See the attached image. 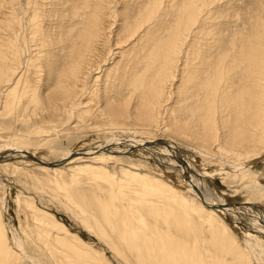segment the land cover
Segmentation results:
<instances>
[{
  "label": "rangeland",
  "instance_id": "obj_1",
  "mask_svg": "<svg viewBox=\"0 0 264 264\" xmlns=\"http://www.w3.org/2000/svg\"><path fill=\"white\" fill-rule=\"evenodd\" d=\"M72 2L77 3L73 5ZM78 5L80 9L77 8ZM74 9L78 10L76 17L74 16L76 12L71 15ZM69 16L70 21L78 22V25L71 23ZM28 20L31 21L27 22ZM95 21L94 24L97 27L93 30L92 53L89 52L91 54L89 56L86 51L85 61L83 65L81 64L82 72H86L80 83L84 86L78 84L81 88L78 87L76 90L80 95L77 94L78 97L75 98L79 106L78 112L82 111V114L76 112L72 115L68 106H62L64 102L59 100L60 91L56 89L64 84L62 72L66 69L67 61L71 62V59L79 52L80 42H76L78 38L76 39L71 30L83 33V29L87 28L86 25ZM71 24L74 26H70ZM69 26L72 29H69ZM70 35L71 38H69ZM15 36L19 39H15ZM66 37L71 40L67 42ZM0 42V46H9L8 53H5V50L2 51L0 47V56L7 58L3 64H7L8 59H11V62L14 61L9 65L13 67L14 74L16 73L12 80H16L26 67L25 73L29 86L43 104L38 107L34 105L26 107V101L22 99L19 103L13 104V107L11 106L13 109L10 107L11 110L8 108L7 112L3 111L2 105L5 106L3 103L5 100L7 102L5 96L10 86L6 87L0 82V134L3 136L0 135V159L7 155H14L11 150L13 148L5 144L13 135L21 136L19 143L28 147L19 148L26 153V158L10 161L16 163L19 169H23L20 171L22 175L19 173L20 175L8 177L2 171V174L0 173V211L11 220L12 228L16 230L14 235L8 230L6 239L10 242L13 240L14 244V241H17L19 251L32 256L41 264H60L61 253L57 251L56 254L38 240L34 224L36 222L27 218L28 209L16 207L17 199L30 198L35 205L37 204L39 210L52 214L60 224L64 225L66 232L90 243L92 247L94 246L93 249L97 248V251L101 248L99 252L103 253L111 264H122L112 252L102 248L103 243L97 240L98 237L94 233L91 235L82 222L65 209L61 204L64 201L62 192H57L54 188L56 181H64L69 186V192L79 202L81 198L88 201L94 196V199L99 197L105 202L101 191L107 188L106 184L103 186L100 180L87 174H80L75 180L68 175L69 170L66 169L74 168L75 165L83 166L86 161H89L90 166L104 168L115 181L120 179L121 169L132 172L137 169L139 171L136 172L148 174L165 183L168 181L169 185L173 184L175 187L179 186L182 193L190 195L197 203L200 202L199 194L202 196L206 194L209 198L211 196L213 198H210L211 204L218 206V211L224 215H220L221 218L239 240L244 236L249 241L250 238H255L264 244V235L255 226L258 222L257 215L264 213V203L253 200L244 201L247 195L241 191L242 184L236 181L230 188L231 184L226 181V176L234 175L240 167L242 169L249 167V172L255 169L260 170L264 160V145H255L253 141L251 144L242 141L240 146H237L238 144L233 146L232 151L231 142L223 138L224 134H227V128L232 130V126L226 122L229 125L225 128L223 117L231 112L233 114L235 111L238 112L237 105L231 107L232 110L227 109L229 113L226 111V114L222 115L221 105L218 104L222 103L219 100L221 97L223 101L224 98L233 96L238 99L241 95L245 97L243 92L249 88L247 93L258 91L255 87H258V82L264 77L261 61H264V0H0ZM71 42H75V45ZM70 43L74 49L72 52L76 51L72 58L70 57L74 53H71ZM174 49L176 56L166 57L169 61V71L166 70L168 78L162 86L163 93L160 96L162 103L159 108L155 106L154 115H151L155 117H152V120L148 114V121L137 120L134 113L141 110L137 108L136 102L144 96L143 87L151 81L154 71L159 72L156 65H162V57L166 56L165 54L169 56ZM27 50L31 53H27ZM18 51L20 54L17 55ZM249 57L252 61L255 60L254 63L259 62V65L253 64L255 70L247 73ZM148 66L150 72L146 70ZM228 66L234 68L226 72L227 75L222 82L216 84L213 96L216 101V128L219 135L216 138H219L205 139L201 137L203 125L200 123L202 122L196 123L194 118H191V114L196 110L197 113L194 114L196 121L203 120V115L198 113L204 112L206 92L202 97L201 88L206 79H210L212 71L223 72L224 67L228 68ZM58 68L60 73L57 72ZM260 71L263 73L260 74ZM10 74L12 76L11 71ZM254 75L258 77L255 78ZM249 76L254 79L250 80ZM154 79H156L155 76ZM255 80L256 86L251 88L252 84L249 83ZM142 81L143 87L137 91V94L135 89H132L133 83ZM5 87L9 90H5ZM127 93L131 94L132 98ZM122 98L125 103L130 100V105L125 103L122 105ZM86 101L87 104L90 102L88 106ZM115 107L122 108V118L117 116L113 118V115H110V113L113 114ZM110 108L112 112L109 113ZM97 110H100L99 113ZM205 112L204 116L209 113L206 110ZM238 113L239 116L236 114L235 120L238 116L237 122L241 123L240 126L237 124L240 127L238 128L244 130V133L241 132L243 136L239 131V136L243 138L246 136V140H249L246 133L248 128L245 127L247 123L240 119L242 114ZM246 116L245 114L243 117L247 118ZM232 117L228 116L229 121ZM114 125L116 129L112 128ZM237 125L233 127L236 128ZM136 126L140 128V132L135 130ZM109 128L113 133L109 131ZM128 129H132L131 132L127 133ZM247 132L249 133V130ZM61 133L64 134L58 139L57 135ZM22 136L28 137L29 141ZM47 136L50 138L47 139ZM108 144L112 147H107ZM253 152L254 155L249 156L247 162L246 154L250 155ZM54 162L60 163L54 167L48 166ZM25 163L29 164L25 165ZM38 167L62 168L65 171L55 175L40 171ZM4 183L7 185V194L4 198L7 203L5 212L1 202L5 193L2 186ZM236 184L241 187L235 188ZM236 190H239L238 195H234ZM194 193H198L197 198ZM133 194L135 195L133 191L129 193L135 199L136 196ZM251 197L255 200L256 194L252 193ZM239 240L238 242L241 241ZM19 251L16 252L21 255ZM14 258L10 264H32L24 260L18 262ZM253 263L256 264L255 261Z\"/></svg>",
  "mask_w": 264,
  "mask_h": 264
},
{
  "label": "bare ground",
  "instance_id": "obj_2",
  "mask_svg": "<svg viewBox=\"0 0 264 264\" xmlns=\"http://www.w3.org/2000/svg\"><path fill=\"white\" fill-rule=\"evenodd\" d=\"M74 3H77V2H74ZM74 3L72 2L73 5H74ZM79 5H81V4H79ZM79 5L77 6V8L80 9ZM71 8H74V7H71ZM109 11H110V9H109ZM75 12H76V15L74 14V16L76 17L78 10L76 11L74 9L72 11L71 15H73V13H75ZM70 13H71V9H70ZM36 16H35V19H36ZM71 18H72V16H71ZM92 19H94V18H92ZM77 20H79V19H77ZM94 20H96V19H94ZM29 21H31V20H28L27 22H29ZM69 21H70V16H69ZM88 21H89V19H88ZM32 22H31V24H32ZM35 22H34V24H36ZM72 22L74 23V25L75 24L78 25L77 21H76L77 23H75L74 21H72ZM94 23H96V21L91 22L88 25H86L87 28L83 29V33L81 31L74 32V30H71V31H73L72 34L75 35L76 39L78 38V40H76V42L77 41L80 42L79 52H78L77 56L74 53L76 51L72 52V49H73L72 44L74 43V45H75V42H71L72 44L70 43L72 45L71 47L68 44V47H70V49H71V53H74L72 56L70 55L71 57L70 56L69 57L72 58L74 55L75 56H74V58L71 59V62L67 61V64L65 66L66 69L62 72V76H63L62 78H64L63 79L64 81L63 80L62 81L64 84L61 85V88H59V89L57 88L58 90L56 89V91H60L61 96L57 93L60 96L59 100L64 102V103H62L63 104L62 106H64V105L68 106L70 111H71L70 114L72 113V115L76 114V112L77 113L80 112V111L78 112L79 106L76 102V99H77L76 96L79 93V91L77 93L76 90L78 89V87H80V85L83 84V83L80 84L81 79L84 77V74L86 73V72H84V73L82 72L83 71L82 65L85 61V54H86L85 52L87 51V54L89 56L91 55V54H89V52L92 53V41L94 38L93 30L97 27ZM74 25L71 24L70 26H74ZM70 26H69V29H72V28H70ZM84 28H85V26H84ZM35 29H36V27H35ZM81 29H82V27H81ZM81 29H79V30H81ZM66 30H67V27H66ZM66 35H67V33H66ZM67 36H69V34ZM103 36H102V38H103ZM17 38L18 37H16L15 39H17ZM58 38L60 40L59 35H58ZM69 38H71V35ZM62 39H63V37H62ZM72 39H73V37H72ZM70 40L68 39L67 42H69ZM8 41H9V39H8ZM17 41H19V40H17ZM178 41H177V43H178ZM18 43L19 42H17V44ZM106 44H108V42ZM26 46L24 48H26ZM0 47L2 48V49L0 48L2 51L5 50L6 51L5 53H8L9 46H0ZM68 47H67V50H68ZM76 47H77V44H76ZM76 47H74V48L76 49ZM17 50H19V48ZM173 51L174 52H172V51L170 52L168 50V53L170 52L169 56L167 54H165L166 56L162 57L163 58L162 65H160V66L156 65L157 70L159 69V72L156 71V73H155V71H154L155 74L153 73V75L151 76L152 77L151 81L146 83V86L143 87V84H142L143 81L141 83H139V82L133 83L134 85L132 86V89H135L134 91H136V92L140 91L143 87L142 93L144 92L143 93L144 96H141V94H139L142 97V99L140 100L139 98H141V97H139L138 99L140 101L137 100V102H136L137 108L141 110L140 112H136V114L134 113V115H136L137 120L148 121L149 120L148 114H150V117L152 120H153L152 117H155V116H151V115H154V111H155L154 109L156 108L155 106H157L159 108L161 103H162L161 102L162 98H160L161 94L163 93L162 86H163V83H165V81H167L166 79L168 78V75H166V70L169 69V67H168L169 61L167 60L166 57H168V58L169 57H175L177 53L175 52L176 51L175 49ZM28 52L29 51L27 50V53ZM29 53H31V52H29ZM59 53H61V51ZM18 54H20V52L17 53V55ZM1 55H3V54H1ZM7 56H9V55H7ZM37 56H39V55H37ZM0 57H2V56H0ZM21 57H22V55H21ZM6 59L7 58L5 56H3L0 59V82L3 83L4 85H6V87L10 86L9 87L10 90L5 87V90L7 89L9 91L6 93L7 96H5V97H7V102L5 100L3 102L5 106L2 105V107H4L3 111H6V109H8V108H9V110H11L10 107L13 104L19 103L22 99H25L26 107H29L31 105H34V107L42 106L43 105L41 103L42 100L36 96L34 90L32 88H30V86H29L30 83L28 82L27 74L25 73L26 67H25V70L23 72L21 71L22 73L20 74V76L17 79L15 78L16 80L13 81L12 79H14L16 73L14 74L15 71L12 70L13 67H10L9 65L12 64L14 61L11 62V59H8V63L3 64V62H6L5 61ZM31 59H34V58H31ZM19 60H21V59H19ZM248 61H249V65H248L247 73H249L251 70H255V68L253 67V64L255 66L259 65V62L254 63L255 60L253 59V61H252V58H250V57L248 58ZM261 61H262V68L264 69V66H263L264 61L263 60H261ZM30 62H31V60H30ZM19 65H21V64H19ZM29 65H30V63H29ZM14 66H15V64H14ZM31 66H32V64H31ZM59 67L61 68V65ZM29 68H30V66H29ZM226 68L224 67L223 72H219V73L218 72L215 73L214 71H212L210 79L207 78L206 81L204 82V85L201 88L202 89V97L204 95V92H206L205 98H204V105H205L204 112L200 111L198 113V114L203 115V117H204L203 120L196 121V118L194 115L197 113L196 110H194V112L191 114V118L192 119L194 118L193 120H195L196 123L202 122L200 124L203 125V128H202V130L201 129H199V130L202 131V132L200 131L202 133L201 137H205V139L206 138L207 139H218L219 138V137L216 138L219 135L217 134V128H216V124H217V121H216L217 116H215L216 111H217L216 107H215L216 101H215L213 96L215 93L214 90H215L216 84L222 82L224 80L225 76L227 75L226 72L232 71L234 67L228 66L227 70H226ZM15 70H16V68H15ZM146 70H148V72H150L149 66H148V69H146ZM10 71L12 72V76L10 74ZM57 72H59V68H58ZM76 72H78V73H76ZM39 73L40 72H38V74ZM259 73L262 74L263 72L260 71ZM39 75H41V74H39ZM209 75H210V73H209ZM154 76L156 79L153 80ZM254 76H255V78L258 77L256 75H254ZM85 77H86V75H85ZM249 77H251V76H249ZM253 79L254 78L251 77L250 80H253ZM263 82H264V77H262L260 79V81L258 82V87L256 86V83H257L256 80H255V82H253L254 85H253V83L248 82L249 84H252L251 86L249 85L251 88H253L252 86H254V87L256 86L255 88L258 89V91L255 93L254 92L253 93L252 92L247 93V91L250 89L249 88L248 90L243 92L246 95L245 97L242 95H241V97L239 96L238 99H235L236 96L235 97L233 96L232 98H228V99L223 97L224 101L222 100V97L219 99L220 102H222V103H218L221 105L220 110H222V111L220 113L222 115L226 114L227 109L232 110L231 107L237 105L236 107L238 109V112H240V115L242 114V117L240 116V119H243V122L245 121L247 123L245 125V127L247 126V128L249 130V133L247 132L248 130L247 131L245 130L247 135H248L247 137L250 138L249 140H246L247 139L246 136H245V138H243L242 137L243 135L241 134V132L244 133V130L241 129L242 130L241 131L239 129L240 128L239 126L241 125V123L238 124L239 122H237L239 119L238 118L239 113L237 111H235L233 114L232 112L229 113L227 111L229 114L226 116L224 115V117H223L224 123L223 124L225 125V128L228 127V125L230 124L229 126H232V130L228 129L229 128L228 127L227 128L228 131L226 132L227 134H224L223 138L225 140L228 139V141L231 142V145H232L231 146L232 148H230L231 150L233 149V146H236V144H238L237 146H240V144H242V141H244V143H245V141L248 143L250 142V144L253 141L252 143H254L255 145H257V144L264 145V91H263L264 90V83ZM54 83H56V82H54ZM78 84H80V85H78ZM57 86H59V85L57 84ZM83 86H84V84H83ZM132 89H131V91H132ZM136 92L135 93L131 92V93H134V95H135ZM128 94L129 93H127V95ZM137 94H138V92H137ZM129 95L132 98V95L131 94H129ZM128 96H127V98H128ZM209 96H210V99H209ZM2 99H6V98H2ZM136 99H137V97H136ZM122 100H123V98H122ZM122 100H120V101H122ZM124 101L125 100H123L122 105L125 103ZM129 101L130 100H128V102L125 103V105L128 104V106H129L130 105ZM86 104H87V101H86ZM88 104H90V102H88ZM88 104H87V106H88ZM122 105H121V107H122ZM23 107H25V106H23ZM68 107H67V109H68ZM122 108H124V106ZM121 109H119L118 107H115V108H113V114L110 113V112H112V109H111V111L108 110V112L110 113L111 116L113 115V118L116 116H117V118L118 117L122 118L123 117L122 116L123 111ZM126 109H127V107H126ZM22 110H24V109H22ZM205 110L209 111V113H207L206 116H204V114L206 113ZM99 111H98V113H99ZM146 111L150 112V113H147ZM92 112H94V111H92ZM101 112H102V110H101ZM103 112H104V110H103ZM80 113L82 114V111ZM12 114H13V112H12ZM106 114H108V113H106ZM236 114L238 116L236 117L237 119L235 120ZM245 114L247 115L246 116L247 118L243 117ZM16 115L18 116V113ZM248 115H250V117H248ZM19 116H21V115H19ZM228 116H233L231 121H229ZM187 117H188V115H187ZM103 118H104V115H103ZM106 119H107V117H106ZM226 122H228L229 124L227 125ZM235 124L236 125L238 124L239 126L237 125L236 128L233 127V126H235ZM116 127H117V125H116ZM121 127H120V129H121ZM112 128H115V125ZM233 128H235V130ZM115 129H113V130H115ZM136 129L139 132L141 131L140 128L138 129V127L135 128V130ZM125 130H127V129H125ZM131 130L132 129H130V130L128 129L127 133L131 132ZM236 130H237V132H236ZM109 131L112 132V129L109 128ZM239 131H240V134L242 136L241 135L239 136ZM120 132H118V133H120ZM220 132H222V131H220ZM63 134L64 133H61L60 135L58 134L57 135L58 139ZM6 136H9V135L6 134ZM64 136H67V135H64ZM69 136H71V135H69ZM19 137H21V136H18V134H17V136L13 135L12 137H9L8 138L9 140L8 141L6 140L7 142L5 143L8 147L10 146L13 148L11 150L13 151L14 155H12V154L10 156L7 155V156H4L3 158L0 159V173L2 171L4 174L8 175V177H12L15 174H19L20 171L23 170V169H19L18 168L19 166L16 163H12L10 161L12 159H17V158L23 160L24 158L27 157V156H25L26 153H23L21 150H19V148L20 149L28 148L27 146L24 147L19 143L20 142L19 140H21V139H19ZM29 137H31V136H29ZM48 137L49 136H47L46 138L49 139L50 137L49 138ZM22 138L29 141V138L26 136H22ZM224 143H226V142H224ZM38 144H40V143H38ZM228 144L227 145L225 144V145L230 146ZM20 146H22V147H20ZM226 146H224V147H226ZM107 147L110 148L112 146H110V144H108ZM220 149H218V150H220ZM226 150L228 151L229 148ZM223 151H224V148H223ZM66 154H64V155H66ZM199 154H201V153H199ZM228 154H229V151H228ZM251 155H254V152H253V154L250 153V155H249V153L246 154V156H247V157L245 156L246 160ZM240 159H241V157H240ZM248 161L249 160H247V162ZM26 164H29V163H25V165ZM48 166H49V164H48ZM75 166H74V168L70 167L69 169H66V170H69L68 175L70 176L71 179L75 180V178L78 175L87 174V175H91L96 180H100L103 183V186H104V184L107 185V188L105 187V189H103L101 191V193L104 195L105 202L101 201V199L99 197H98L99 199L98 198L94 199L95 196L93 198H90V199L87 198V199H89L88 201L85 198H81L80 202H79L69 192V186L64 181H60V182L56 181V183L54 184V188H55V190H57V192H62V196L64 197V201L61 204L65 207V209H67L69 212H71L77 219H79L82 222V225L88 230V232L91 235L94 233L98 237L97 240H99L101 243H103L102 248L104 247L105 249H107V251L112 252V254L120 261V263H122V264H255V263H253V261H255L256 264H264V251H263L264 244L257 241L255 238H250V241H249V239L244 237V236L241 237V239H240L241 241H240L239 238H237L235 236L234 232H232L230 227L221 218V216H224V215H223V213L220 214L221 212L218 211V206L211 204V200H210L211 196L209 198L204 193H203L204 196L199 194V196H201L200 202L197 203L193 197H191L190 195L182 193L181 190H179V186L175 187L173 184L169 185L168 181H167V183H165L162 180H156L155 177H152L148 174H142V173L136 172V171H139L137 169H134L133 172L129 171V170L121 169L120 170L122 173L121 177L118 181H115L113 176L109 175L108 172L104 168H97V167L90 166L89 161H86L83 166H77V165H75ZM51 167H54V166H51ZM38 169L40 171L42 170L43 172L54 173L55 175H56V173L61 174V173H63V171H65V169L62 170V168L58 169V168H46V167L39 168L38 167ZM246 169H248V170H246ZM246 169H242L240 167V168H238V170H236L237 172L234 173V175H227V174H226L227 176L224 175L227 177L226 181L231 184L230 188H232V185H234L236 183V181H238V182H240V184H242L243 188L241 189V191L247 195L246 196L247 198H245L244 201L251 202L253 200L254 202L257 201V202L264 203V160H263V166L262 165L260 166V170L255 169L254 171L249 172L250 168L248 167ZM69 173H71V174H69ZM163 175L165 176V174H163ZM60 177H63V176H60ZM206 177H207V175H206ZM166 178H167V176H166ZM2 186H3L5 193H4V197L2 198L1 202L3 205V211L5 212L6 207H7V203H6V200L4 198H5V195L7 194V191H6L7 185H6V183H4V184H2ZM235 186H236L235 188H238L237 186L241 187L239 184H236ZM129 191L130 192L133 191L135 193V195L133 194L134 196H136L135 199L129 195V193H130ZM238 192H239V190H236L234 192V195H238ZM36 193H38V192H36ZM252 193L256 194L255 200H254V198L251 197ZM33 194L35 195V193H33ZM80 194H82V193H80ZM38 195H39V193H38ZM194 195L197 198L198 193L197 194L194 193ZM211 199H213V198H211ZM18 200L19 199H17L16 207L18 209H22V208L28 209L26 211L28 214V217H27L28 220H34L36 222V223H34V221H33V223L35 224V227H36L37 234H38L37 235L38 240L43 242L45 244V246L48 249L52 250L53 252L56 253L58 251L61 253V255L58 253L61 256L59 258L60 264H111L106 259V257L103 256V253L99 252L101 249L99 246L98 247L100 249L98 248L99 250L97 251L96 250L97 248L93 249L94 246L92 247L90 243L83 241L82 239L78 238L76 235H71L70 233L66 232L67 230H66L64 225L60 224L52 214H48L44 210H39L37 204L35 205L34 201H32L30 198H28V199L23 198V199H21L22 201L21 200L18 201ZM257 216H258V220H257L258 222H256V223L254 222L255 226L257 227L258 231L264 235V213H259ZM10 221L11 220L9 218H6L5 215H3L2 212L0 211V264H10L11 260L14 257H15L14 259H17L16 261H18V262H19V260H21L22 262L24 260L25 262H30L32 264H41V263L37 262L32 256L24 254L21 250H20L21 255H19L16 252V251H19L17 249V248H19L18 242L14 241L15 242V244H14L13 240L10 242L8 239H6V234H7L8 230H9V232H11L12 235H14L16 233L15 232L16 230L14 228H12V224L10 223ZM7 226H8V229H7ZM254 229H256V228H254ZM59 232H61L62 234ZM238 240L240 242H238ZM16 242H17V245H16ZM95 247H97V246L95 245ZM20 251H19V253H20ZM13 253H15L16 255H14Z\"/></svg>",
  "mask_w": 264,
  "mask_h": 264
},
{
  "label": "water",
  "instance_id": "obj_3",
  "mask_svg": "<svg viewBox=\"0 0 264 264\" xmlns=\"http://www.w3.org/2000/svg\"><path fill=\"white\" fill-rule=\"evenodd\" d=\"M60 162H54V163H51V164H49V166H56V165H58Z\"/></svg>",
  "mask_w": 264,
  "mask_h": 264
}]
</instances>
